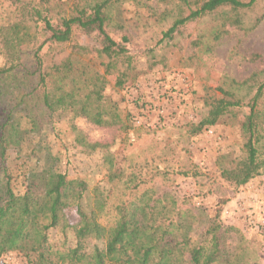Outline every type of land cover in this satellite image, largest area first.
<instances>
[{"label":"trees","instance_id":"1","mask_svg":"<svg viewBox=\"0 0 264 264\" xmlns=\"http://www.w3.org/2000/svg\"><path fill=\"white\" fill-rule=\"evenodd\" d=\"M125 1L0 0V264L13 252L28 264H258L243 242L233 246L225 238L219 221L225 201L205 222L202 213L134 171L108 172L103 185L109 186L90 190L84 179L59 170L58 157L37 146L33 154L47 155L22 173L23 189L17 190L11 153L20 154L24 140L43 125L55 134L56 126L68 121L74 143L89 152L98 145L76 131L73 119L124 133L132 129L130 115L104 96L111 79L121 91L140 74L133 38L116 16ZM157 4L163 9L145 23H153L157 34L153 47L142 52L148 70L165 61L154 48L190 39L199 56H209L230 30L248 34L264 21V0ZM202 101L205 114L186 126L189 137L244 110L239 155L218 156L219 179L240 188L264 176V68L241 81L225 77L215 88L206 87ZM89 190L92 208L85 212L81 201ZM68 209H75L77 222H69ZM52 230L63 239L52 243ZM90 241L103 247L87 251Z\"/></svg>","mask_w":264,"mask_h":264},{"label":"rangeland","instance_id":"2","mask_svg":"<svg viewBox=\"0 0 264 264\" xmlns=\"http://www.w3.org/2000/svg\"><path fill=\"white\" fill-rule=\"evenodd\" d=\"M162 9L157 0H126L115 10L117 20L133 38L131 50L140 74L121 91L113 89L111 79L104 96L130 115L132 129L124 133L117 128L95 127L82 118L73 119L76 131L98 145L89 152L74 143L68 121L56 126L58 136L43 125L40 132L24 140L20 154L11 153L16 188L22 191V173L46 154H33L37 146L58 157L59 170L70 178L84 179L90 190L98 184L108 187L106 182L103 185L108 172L134 171L149 186L152 181L156 189H166L202 213L205 222L215 214L217 204L225 201L219 217L225 238L233 241V246L243 242L254 252L258 264H264V176L233 188L219 179L216 167L218 156L239 155V123L244 110L237 111L223 125L203 129L197 136L185 133L187 125L199 122L205 114L202 98L206 87L215 88L225 77L241 81L250 72L264 68V21L248 34L230 30L209 56H199L190 46V39L179 40L177 47L154 48L165 61L148 70L142 52L153 47L157 34L153 23L150 27L145 23ZM2 62L0 55V65ZM90 190L81 201L85 212L92 208ZM66 215L70 223L78 221L75 209H68ZM48 236L52 243L63 239L57 230ZM66 241L67 246H74L71 233ZM94 247L102 248L103 243L90 241L85 246L87 251ZM27 261L16 252L1 258L3 264H28Z\"/></svg>","mask_w":264,"mask_h":264}]
</instances>
